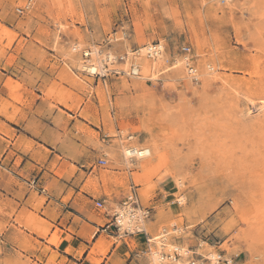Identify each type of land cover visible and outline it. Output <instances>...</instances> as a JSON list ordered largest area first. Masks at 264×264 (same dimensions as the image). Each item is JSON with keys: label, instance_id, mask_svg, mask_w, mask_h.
<instances>
[{"label": "rangeland", "instance_id": "rangeland-1", "mask_svg": "<svg viewBox=\"0 0 264 264\" xmlns=\"http://www.w3.org/2000/svg\"><path fill=\"white\" fill-rule=\"evenodd\" d=\"M156 41L161 57L140 55ZM101 60L103 69L85 68ZM144 60L152 70L131 75ZM28 115L58 129L64 159L45 164L42 186L0 150V264L66 261L41 252L39 238L62 246L43 219L55 213L41 209L47 193L69 186L87 197L70 207L74 190L65 195L82 215L68 231L89 243L100 233L89 257L211 264L220 254V264H264V0H0V134L13 137L5 120ZM23 146L36 153L33 142ZM125 146L152 155L129 167ZM131 190L151 219L157 213L148 235L104 231ZM175 248L178 261L154 259Z\"/></svg>", "mask_w": 264, "mask_h": 264}, {"label": "crops", "instance_id": "crops-1", "mask_svg": "<svg viewBox=\"0 0 264 264\" xmlns=\"http://www.w3.org/2000/svg\"><path fill=\"white\" fill-rule=\"evenodd\" d=\"M33 118H35V120ZM5 123L14 130V136L9 137L0 134V150L3 149L5 152L3 161H7L8 165H11V168H14L15 165H20L21 170L26 168V175L28 176H32L34 172H37L39 178L36 184L42 183V186L46 185L49 181V178L47 176L48 172L45 169V164H47L48 169L52 165L59 167L62 163L61 160L64 159V154H62V152L56 147V142L59 139L56 134V130L58 129L54 125H49L48 123H45L44 120H40V118L33 115H28L26 120L19 125L6 120ZM50 129L53 131L50 132ZM31 142L34 143L33 149L36 151V153L29 151L27 147L23 146L24 144H30ZM39 146L44 147L47 152L41 150ZM38 150H41V160L37 159ZM20 158H22V161H20ZM79 175L80 172H76L74 182L77 180ZM30 181L31 180H23V182L27 183L28 186L31 185ZM69 189L74 190V194L69 205L71 207L74 201H80L78 194L83 193L80 187L74 188L73 186H69V188H66L61 194L53 191L51 194L47 193L45 195L46 200L43 203L41 213H55L53 219L45 216H43V219L52 225L50 231L51 235L56 230L59 231L62 246L59 247L58 245H49L46 239L43 240L39 238V241L43 244L40 246V249L42 252L45 247H50L52 252H57L59 255L57 262H60L62 258L66 259V261L62 264H91L89 261V256L91 254L92 245L99 239L100 233L95 234L92 242L89 243L88 238L84 239L68 231L69 227L74 223V217L82 218V215L80 214L81 212L75 208L72 210L68 209V205L63 202V199L65 195L68 194ZM83 195L86 196L84 193ZM29 198L30 194L27 193L25 195V200H28ZM69 214H71L72 217H69ZM156 215L157 213H153L151 222L154 221ZM66 236H70L71 239L66 241ZM74 241L80 245L69 251L70 247L74 244ZM79 251H81V255H78ZM112 254L113 252H111V255ZM49 255L50 253H46L44 259H47ZM111 255H107L105 257H96L102 259L100 264H108V260Z\"/></svg>", "mask_w": 264, "mask_h": 264}, {"label": "bare ground", "instance_id": "bare-ground-1", "mask_svg": "<svg viewBox=\"0 0 264 264\" xmlns=\"http://www.w3.org/2000/svg\"><path fill=\"white\" fill-rule=\"evenodd\" d=\"M229 0H220V2H223V3H226V2H228ZM150 46V45H149ZM160 51H157V54H155V55H153V56H149L148 54H147V50H148V45L147 46H145V48L143 47V48H141V50H139V52H140V55H141V53H143L144 51L146 52V56L148 57V58H150V59H153V58H156V57H158V56H160L161 55V53H162V51H163V46H162V44H160ZM77 47H75V49H76ZM88 53V52H87ZM107 55V54H106ZM143 57V56H142ZM161 57V56H160ZM108 60L107 61H111V60H114L115 59V57H113V55L111 54V53H108V55H107V57H106ZM183 59H184V61L186 62V64L189 66V71H192L193 69H191L190 67L192 66L191 64H190V57H189V52L188 53H184V56H183ZM159 61V60H158ZM99 64H100V67H98V65H94V64H91L90 66H88V65H86L85 66V68H87V69H90V71L91 72H97L98 71V69L99 68H101V69H103L104 68V63H103V60H101V61H99ZM154 64H155V62H154ZM88 66V67H87ZM153 67V65L151 64V63H149L147 60L145 61L144 60V62H142V64H138V63H134L133 64V66H132V71L130 70V74H132V75H136V73H139V71L141 70V68H144V69H146V71H149V70H152L151 68ZM133 73H135V74H133ZM191 73V72H190ZM138 75V74H137ZM124 155H125V159H126V161H127V164H128V166L130 167V166H135V163L134 162H132V158H134V157H137L138 159H143V158H146L147 156H151L152 155V150L150 149V148H137V147H127V146H125V148H124ZM137 167V166H136ZM127 197V196H126ZM125 197V198H126ZM140 204H141V202H140ZM142 205V204H141ZM132 212V211H134V212H136L135 214H140V213H142V211H141V208L139 207V208H135V210H133L132 208H130V209H125V208H123V207H121V206H119V209L117 210V211H115V213H120L121 215H122V218L123 219H120V222L121 223H124V225H129V226H131V225H133V221H132V218L129 216V212ZM135 214L133 215V216H135ZM150 220H148V221H146V224L149 222ZM165 234L166 233H163V234H161L160 235V237L159 238H164L165 237ZM163 247H164V244H162L161 245V248L163 249ZM176 250H178L179 251V253H180V249L179 248H175ZM105 253V252H104ZM186 253V252H185ZM153 255H154V259L155 260H159V261H161V260H164L165 258L160 254V251H155V252H153ZM180 256H181V253H180ZM212 258H214V260H212V262H211V264H213V262L215 261V263L214 264H220V262H219V259H220V257H221V255L220 254H217V256H216V254H212V255H210ZM89 261H90V263L91 264H100L101 263V261H102V259H96L95 257H93V256H91V257H89ZM175 261H178V259H176ZM227 261H229V262H231L230 260H227ZM192 264H193V262H191Z\"/></svg>", "mask_w": 264, "mask_h": 264}, {"label": "built area", "instance_id": "built-area-1", "mask_svg": "<svg viewBox=\"0 0 264 264\" xmlns=\"http://www.w3.org/2000/svg\"><path fill=\"white\" fill-rule=\"evenodd\" d=\"M160 41H156L153 42L151 44L148 45V50H147V54L149 56H153L155 54H157V51H160ZM147 46V45H146ZM190 51V47L188 46H184L182 47V52L183 53H188ZM193 66H191L190 68H192ZM96 72V71H95ZM132 75V74H131ZM100 165H105L106 161L104 159H100L99 161ZM96 207L98 209H102L105 208V204L104 201L102 200H98L96 201ZM121 207L125 208V209H130L132 208L133 210H135V208H141L142 213H138L135 214L136 212L134 211H130L128 214L129 216L132 218L133 221V225L129 226V225H124V223L120 222V219L122 218V215L120 213H115L114 214V219L110 222H108L104 227V231H117L118 233H120L121 230L124 231V233L127 234H132V233H144L145 235H148V232L146 230V221L151 219V211L149 208H143L142 205L140 204V199H139V194L137 193L136 190H131V193L129 195H127V197L122 201ZM135 214V216H133ZM148 240L150 241V239L148 238ZM164 258H168V259H172V260H176L178 259V257H180V253L178 250L174 249L172 254H166V253H160ZM219 262H221V257L219 259ZM228 264L229 261H227ZM193 264H196L195 262H193Z\"/></svg>", "mask_w": 264, "mask_h": 264}]
</instances>
